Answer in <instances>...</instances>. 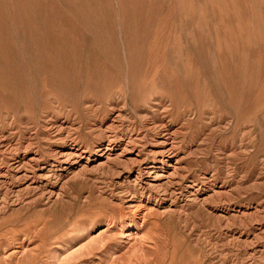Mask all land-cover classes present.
Wrapping results in <instances>:
<instances>
[{"label":"rangeland","instance_id":"obj_1","mask_svg":"<svg viewBox=\"0 0 264 264\" xmlns=\"http://www.w3.org/2000/svg\"><path fill=\"white\" fill-rule=\"evenodd\" d=\"M162 126L173 202L132 213ZM137 132L142 163L115 160ZM69 148L57 197L0 184V264H264V0H0V164Z\"/></svg>","mask_w":264,"mask_h":264},{"label":"bare ground","instance_id":"obj_2","mask_svg":"<svg viewBox=\"0 0 264 264\" xmlns=\"http://www.w3.org/2000/svg\"><path fill=\"white\" fill-rule=\"evenodd\" d=\"M121 116H122L121 111H117L116 114L111 119L110 124L106 127V129L104 128L105 129L104 132L106 133V136H107L106 137L107 138V144L105 145V147L97 149V152L100 153L99 156L102 158L105 157L106 162L111 161L109 159L111 151L116 147L115 144L118 143L119 140H121L123 138V136H120V134H119V131L122 130L121 129V123H120ZM138 130H140V129H138ZM159 131H160V133L157 131L159 133V137L157 136L158 139L154 143L155 146L157 145L158 147L156 150H153L152 152L150 151L152 155L156 156V162L153 163L151 166L150 165L148 166V164H146V163L142 164L137 169L135 180L133 181L134 182V188L131 189V191L127 190L128 191L127 192L128 193V196H127L128 199L126 201L127 202L126 204L128 205L129 211L131 210L132 213L137 212L138 214H141V212L143 210H145V212L150 213L151 207L146 209L144 203L147 204V203L151 202V203H159V204L161 203L162 205H165V203H167L168 200L170 202H173L172 196H175V194H174L175 190L171 191L169 189V187H171V185L173 184V182L171 181V178H172L173 173L175 171V167H173L171 164L166 165V167L168 166V168H170L172 170V172L168 173L166 177L162 173H156L155 172V170L158 169L157 167H160L162 170L165 169L164 168L165 164H167V162L171 159V155L173 154L174 148H175L174 143H173L174 139L172 137L173 134L171 133V131L167 127H163L162 129L160 128ZM121 134H122V132H121ZM141 139H142L141 134L138 132L135 134L128 135L127 140L125 141V144L121 148V152L116 155L115 160H117L118 162H121L123 164L128 163V162H130V163L133 162L137 166L139 164H141L143 160L138 159V156L140 155L139 151H137L138 153H135L137 144ZM2 144L4 145V143H2ZM2 147H4V146H2ZM84 152H81L80 150H76L73 148H69L67 151L62 150V151L57 152V156L59 158V163H58L57 167L54 169H53V166L48 168L46 173H44V174L40 173L39 171H37L36 169H34L32 167L33 162L36 160L34 157H31L29 159H25V157H22L21 159L17 158L15 160H13L12 164H10L8 166H4L3 164H0V184L6 185L7 183H10V181H12V180H15L16 182L19 180H23V181L29 180V181H31L30 185H33V184L36 185L35 181L38 179H41L44 181L40 182V184H39L40 186H35L34 188H36V189L40 188L41 190H43L42 192L47 196V199L50 200L54 196H56V197L58 196V193H59L60 189L62 188L63 183L65 184V182H61L63 179H65V175H64L65 173L62 174L61 170L65 171V172L68 171L69 167H70V166H68V164L72 165L73 163L80 161V159H82L84 157V154H85ZM10 154L12 155V153H10ZM126 154H131V155L126 156ZM120 156L123 158H121V159L118 158ZM6 157H7V155H6ZM5 159H7V158H5ZM106 162H104V163L101 162V164H99V165L104 166V164ZM124 165H126V164H124ZM43 170L44 169H42V172H43ZM22 171H23L22 175L18 176V174H20V172H22ZM11 172H13L14 178L11 176L12 175ZM27 173H31V177H29ZM119 173L120 172H118V176H121V175H119ZM163 178H168L169 180H167L163 184L161 182V180ZM52 179L54 180V182L51 184ZM42 183H44V184H42ZM11 187H12V185H11ZM5 188H6V186H5ZM12 194H14V193H12ZM191 194H193V193H190L189 195L191 196ZM6 197H7V195H6ZM196 199H198V198H196ZM2 203L5 204L6 200ZM2 203H0V206L3 205ZM108 229L109 228L107 227V229H103L100 233L107 232ZM130 233L129 234L127 233L128 234L127 237L131 240L134 239V241H135V239L137 238V233H134V234H130ZM24 247L25 246L23 244H20L19 246H17V248L12 250L8 255L13 256L15 254H18V253H20V251H22L24 249Z\"/></svg>","mask_w":264,"mask_h":264}]
</instances>
